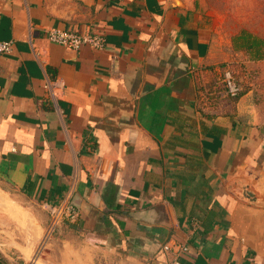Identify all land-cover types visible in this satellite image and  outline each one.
<instances>
[{
  "label": "crops",
  "instance_id": "obj_1",
  "mask_svg": "<svg viewBox=\"0 0 264 264\" xmlns=\"http://www.w3.org/2000/svg\"><path fill=\"white\" fill-rule=\"evenodd\" d=\"M197 0H0V255L25 264L49 208L45 264H264V57L220 34ZM49 28L102 32L97 51ZM264 51V44H260ZM254 53V54H253ZM232 65L237 99L208 92ZM245 72L254 75L246 79ZM58 80V99L45 89Z\"/></svg>",
  "mask_w": 264,
  "mask_h": 264
},
{
  "label": "built area",
  "instance_id": "obj_2",
  "mask_svg": "<svg viewBox=\"0 0 264 264\" xmlns=\"http://www.w3.org/2000/svg\"><path fill=\"white\" fill-rule=\"evenodd\" d=\"M47 38L56 44L71 48L74 50L80 49L83 46H88L94 50H103L106 43L105 34L102 32H86L78 33L75 29L69 28L66 30L60 28H49L46 30ZM14 48V41H0V55L10 54ZM246 79H254V75L250 72H245ZM58 80L48 81L45 89L49 98L56 102L58 99V88L60 87ZM212 92H208L209 96L213 97L215 101H223L226 99H237L245 92L244 83L240 80L238 73L228 64L223 66L218 71ZM50 221L47 228L48 235L53 234L57 227L63 221H74L79 217V211L70 204L65 206L50 207L49 208ZM45 246V240L40 247L35 251L34 260L41 257L42 250ZM163 251L166 254L165 264H184L182 256L188 251V246L177 241H169L163 245ZM31 264V263H25Z\"/></svg>",
  "mask_w": 264,
  "mask_h": 264
},
{
  "label": "rangeland",
  "instance_id": "obj_3",
  "mask_svg": "<svg viewBox=\"0 0 264 264\" xmlns=\"http://www.w3.org/2000/svg\"><path fill=\"white\" fill-rule=\"evenodd\" d=\"M197 3L220 34L250 31L264 38V0H197Z\"/></svg>",
  "mask_w": 264,
  "mask_h": 264
},
{
  "label": "water",
  "instance_id": "obj_4",
  "mask_svg": "<svg viewBox=\"0 0 264 264\" xmlns=\"http://www.w3.org/2000/svg\"><path fill=\"white\" fill-rule=\"evenodd\" d=\"M243 198H244L245 200L249 201V202L252 203V204H255V205L260 206V207H264V195H262V196H258V194H257L256 192L249 190L248 187H245L244 190H243ZM47 228H48V225H47V227H46L45 234H44V237H43L42 241L40 242V244H39V245L37 246V248H36V250H37V249L40 247V245L42 244V242L45 240V246H44V248H43V250H42L41 257H40L39 259H37V260H34V259H33L34 255H33V257H32L29 261H27V262H25V263H31V264H45V263H43V261H42L43 253H44L45 250H46V246H47L49 240H50V239L52 238V236H53V234H50V235H48V237L46 238ZM36 250H35V251H36ZM34 254H35V252H34Z\"/></svg>",
  "mask_w": 264,
  "mask_h": 264
},
{
  "label": "trees",
  "instance_id": "obj_5",
  "mask_svg": "<svg viewBox=\"0 0 264 264\" xmlns=\"http://www.w3.org/2000/svg\"><path fill=\"white\" fill-rule=\"evenodd\" d=\"M241 46L242 49H245L246 51H255V57L262 58L264 57V51L260 49V44H264L263 41H258L257 39H254L252 35H249L245 32H242L241 34ZM254 54V53H253ZM0 264H8L6 259L0 255Z\"/></svg>",
  "mask_w": 264,
  "mask_h": 264
}]
</instances>
